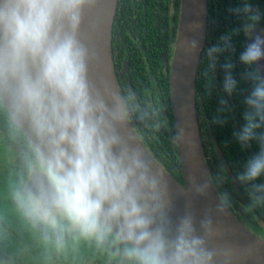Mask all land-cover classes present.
<instances>
[{
  "label": "clouds",
  "instance_id": "clouds-1",
  "mask_svg": "<svg viewBox=\"0 0 264 264\" xmlns=\"http://www.w3.org/2000/svg\"><path fill=\"white\" fill-rule=\"evenodd\" d=\"M97 0H0V119L26 144V178L18 180L12 198L34 224L42 225L62 248L66 235L110 241L121 264H231L236 250L210 248L216 229L209 218H179L170 227L169 169L157 162L146 142L129 124V99L100 91L89 77L93 56L81 39L85 10ZM238 11L247 23L240 29L251 42L239 52L246 67L242 79L252 87L244 98V123L233 135L241 148L258 145L235 179L247 189L251 204H264V59L261 16L245 2ZM189 30L195 32V26ZM231 33L205 50L214 62L231 47ZM184 60L200 52L196 36L177 41ZM213 66L210 64V67ZM223 89L238 87L234 65L226 63ZM149 106L137 118L151 117ZM182 156L191 158L198 142L190 123L178 121L175 131ZM224 177L208 174L194 183L204 193L210 184L223 186ZM218 211L231 206V193L221 191ZM264 241L242 248L246 258L258 257Z\"/></svg>",
  "mask_w": 264,
  "mask_h": 264
},
{
  "label": "trees",
  "instance_id": "trees-1",
  "mask_svg": "<svg viewBox=\"0 0 264 264\" xmlns=\"http://www.w3.org/2000/svg\"><path fill=\"white\" fill-rule=\"evenodd\" d=\"M246 1L209 0L207 41L198 72L196 98L199 128L209 172L210 174L218 172L225 180L223 186L214 184L215 188L219 195L221 191H229L231 202L236 206H239L240 201L247 202L249 218L256 219L257 213L264 216V204H251L247 189L240 184H238L240 190L236 188L220 152H223L236 176L243 162L259 151L255 143L251 147L241 148L233 135L244 123L243 112L247 110L244 98L252 87L250 81L242 79L247 70L238 59L239 52L243 50L245 42H248L240 30L246 23V15L238 11L244 7ZM257 4L264 27V0H257ZM180 12L181 0H119L113 31V60L120 94L130 100L128 111L133 128L138 136L144 139L146 147L158 163L168 168L169 174L183 184L175 141L176 126L170 87L171 64ZM229 33L232 34L231 47L222 51L217 59L211 62L205 56V50L217 44L222 36ZM226 63L234 65L232 74L238 81V87L231 95L223 89L224 69L221 66ZM210 64L213 66L210 67ZM149 106L156 112L150 118L138 119V113L145 112ZM0 140L1 147L14 148L16 155V165L5 163L4 168L10 172L12 169L20 170L15 174L21 179L26 178L25 141L14 133L3 119H0ZM11 174L0 180V194L5 200L9 198L18 182ZM229 209L246 226L240 214L236 215L232 206ZM53 239L47 240L55 246V237ZM65 239L67 241L65 240L62 248L66 254L59 256L63 258L68 256L71 262L121 264L118 247L110 241L100 244L93 239L73 235H66ZM46 243L48 242L44 239L39 240L37 249L30 250L32 254L21 252L16 247L21 262L54 264L56 261L51 257V253H48L51 251L46 253L40 251L41 246ZM74 243L78 246L76 251L72 247Z\"/></svg>",
  "mask_w": 264,
  "mask_h": 264
},
{
  "label": "water",
  "instance_id": "water-1",
  "mask_svg": "<svg viewBox=\"0 0 264 264\" xmlns=\"http://www.w3.org/2000/svg\"><path fill=\"white\" fill-rule=\"evenodd\" d=\"M208 3L209 0H181L176 45L177 41L182 42L185 36H196L200 42V52L195 58L184 60L175 45L170 72L171 99L175 126L178 121L188 120L191 132L198 142V151L191 158L183 157L176 142L184 183L181 184L171 174L168 175L170 205L167 214L173 230L179 218L186 214L193 216L198 232L200 221L211 219L216 235L209 239L210 248L235 249L236 254L231 264H264V249H261L258 257L246 258L241 254L240 250L252 240L264 239L249 230L230 209L225 213L218 211L220 200L215 185L210 184L202 194L196 192L193 187L194 183H203L210 174L199 128L196 98L198 72L207 41ZM118 4L119 0H97L95 7L86 9L81 39L93 53L89 62V77L93 84L104 93L115 92L121 96L113 60V31ZM191 25L195 26V32L189 30ZM260 31L259 27L254 29L256 35H259ZM247 40L251 42L248 37ZM257 66L261 75H264V59L258 61ZM129 124L135 131L130 119ZM220 152L231 180L240 190L235 174L223 152Z\"/></svg>",
  "mask_w": 264,
  "mask_h": 264
},
{
  "label": "flooded vegetation",
  "instance_id": "flooded-vegetation-1",
  "mask_svg": "<svg viewBox=\"0 0 264 264\" xmlns=\"http://www.w3.org/2000/svg\"><path fill=\"white\" fill-rule=\"evenodd\" d=\"M246 2L251 4L253 11H255L257 15L260 16L257 0H247ZM257 27H259L261 30L263 25L259 24L257 25ZM1 144L2 142L0 140V145ZM13 150L14 148L12 149L11 147L0 146V162H2L4 171L3 177H7L8 175H10V173H12L11 176H13L15 179L20 180L21 177L15 174V172L18 173L20 170L17 171L12 169L10 172V170L4 168L5 163H11L12 165H16V155H14L15 150L14 152ZM0 200L5 203V205H1L3 202H0V255L7 254L8 257H10L11 253H13V255L17 257V261H20V254L18 250H20L21 252L26 251L32 254L30 250H33L34 248L37 249V246L39 245V240L44 239L46 242L49 243V241L53 239L54 235L52 233L48 232L42 225L34 224L22 213V211L17 206L15 200L12 198L11 194L9 195V198L7 200H5L0 194ZM238 203L239 206H236L234 202H231V206L233 209L234 207L240 209V213H238L236 209H234L235 214H240L239 216H241V218L246 222L247 228L264 239V216H262L260 213H257L256 219H254L253 217V219L249 218V212L246 206L247 202L240 201ZM14 221H16V223ZM6 234L8 236H6ZM47 239H49V241ZM65 240L67 241V239ZM16 247L18 248V250ZM17 253L19 254V256ZM48 253H51V257H53V259L54 256L56 257L57 255L52 251ZM57 258L58 262L63 261V257L57 256ZM18 264L25 263L18 262ZM29 264L37 263L33 262Z\"/></svg>",
  "mask_w": 264,
  "mask_h": 264
},
{
  "label": "rangeland",
  "instance_id": "rangeland-1",
  "mask_svg": "<svg viewBox=\"0 0 264 264\" xmlns=\"http://www.w3.org/2000/svg\"><path fill=\"white\" fill-rule=\"evenodd\" d=\"M3 176H4L3 165H2V162H0V180L1 179L3 180ZM234 209H236V211L238 213H240V209L239 208L234 207ZM14 222L16 223V221H14ZM72 247H73V250L76 251L78 246H76V243H74ZM40 251H41V253H46L48 251H52V252L56 253L57 254L56 257L54 256V260L56 262H54V264H80V263H78V261L71 262V259L68 256L66 258H63V261L58 262L57 261L58 260L57 256H59L60 254L61 255L66 254V252H65V250L63 248L60 249L56 245L52 246V244H50V243H46V245H42ZM18 256H19V254H18ZM18 262L21 263V260L17 261V257H15L13 255V253H11L10 257H8L7 254H1L0 255V264H18Z\"/></svg>",
  "mask_w": 264,
  "mask_h": 264
}]
</instances>
